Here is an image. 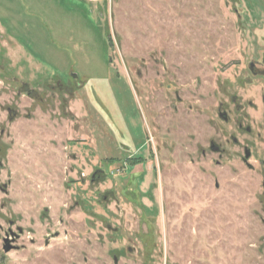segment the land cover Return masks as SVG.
Masks as SVG:
<instances>
[{"label":"rangeland","instance_id":"1","mask_svg":"<svg viewBox=\"0 0 264 264\" xmlns=\"http://www.w3.org/2000/svg\"><path fill=\"white\" fill-rule=\"evenodd\" d=\"M0 264H264V0H0Z\"/></svg>","mask_w":264,"mask_h":264},{"label":"water","instance_id":"2","mask_svg":"<svg viewBox=\"0 0 264 264\" xmlns=\"http://www.w3.org/2000/svg\"><path fill=\"white\" fill-rule=\"evenodd\" d=\"M248 156H249L248 153H246V158H248ZM12 248L13 247H11V246L8 245V241L7 240H4V246L2 248L3 249V252L4 253H8L9 251L12 250Z\"/></svg>","mask_w":264,"mask_h":264},{"label":"flooded vegetation","instance_id":"3","mask_svg":"<svg viewBox=\"0 0 264 264\" xmlns=\"http://www.w3.org/2000/svg\"><path fill=\"white\" fill-rule=\"evenodd\" d=\"M7 241H8V245L9 246H11V247H13V243H14V241L16 240V238H12V239H6ZM4 246V245H3ZM3 248V247H2Z\"/></svg>","mask_w":264,"mask_h":264}]
</instances>
